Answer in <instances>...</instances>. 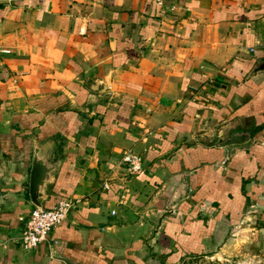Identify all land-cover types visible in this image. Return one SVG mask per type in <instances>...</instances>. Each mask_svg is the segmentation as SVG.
Listing matches in <instances>:
<instances>
[{
  "label": "crops",
  "instance_id": "0c3cea01",
  "mask_svg": "<svg viewBox=\"0 0 264 264\" xmlns=\"http://www.w3.org/2000/svg\"><path fill=\"white\" fill-rule=\"evenodd\" d=\"M2 48L0 264H264V0H0ZM53 140L74 206L26 249Z\"/></svg>",
  "mask_w": 264,
  "mask_h": 264
},
{
  "label": "water",
  "instance_id": "95a60500",
  "mask_svg": "<svg viewBox=\"0 0 264 264\" xmlns=\"http://www.w3.org/2000/svg\"><path fill=\"white\" fill-rule=\"evenodd\" d=\"M249 134L248 130L235 131L225 137L210 141V144L224 146L241 142L248 138ZM56 142L58 141L53 140L47 145L36 146L33 149L28 195L34 205L44 208L52 207V204L47 203L51 195L48 186L54 182L57 173L62 169L68 158L64 147L59 146Z\"/></svg>",
  "mask_w": 264,
  "mask_h": 264
},
{
  "label": "built area",
  "instance_id": "2783aa9c",
  "mask_svg": "<svg viewBox=\"0 0 264 264\" xmlns=\"http://www.w3.org/2000/svg\"><path fill=\"white\" fill-rule=\"evenodd\" d=\"M163 4L165 0H155ZM2 52L9 51L8 48L0 49ZM128 173H137L142 170L141 156L127 151L121 157ZM74 206V200L65 197L58 199L52 207L44 208L34 205L28 215L23 219L20 242L23 248L36 247L42 240L46 239L50 230L59 224L68 215Z\"/></svg>",
  "mask_w": 264,
  "mask_h": 264
},
{
  "label": "rangeland",
  "instance_id": "374dc122",
  "mask_svg": "<svg viewBox=\"0 0 264 264\" xmlns=\"http://www.w3.org/2000/svg\"><path fill=\"white\" fill-rule=\"evenodd\" d=\"M200 262H202V261H200ZM198 264H201V263H198Z\"/></svg>",
  "mask_w": 264,
  "mask_h": 264
}]
</instances>
